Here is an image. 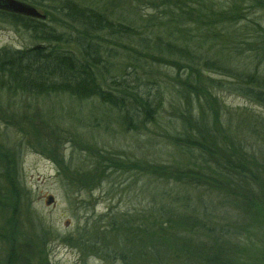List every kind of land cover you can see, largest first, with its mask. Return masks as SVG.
I'll return each mask as SVG.
<instances>
[{
	"label": "rangeland",
	"instance_id": "rangeland-1",
	"mask_svg": "<svg viewBox=\"0 0 264 264\" xmlns=\"http://www.w3.org/2000/svg\"><path fill=\"white\" fill-rule=\"evenodd\" d=\"M48 1L50 4H47ZM50 1L43 0L42 3L50 5L51 9L56 3ZM77 1L96 9L108 5V8L104 7L107 16L125 25H137V22L139 25L140 18L146 21L159 20L160 12L156 7L163 6L162 3L154 2L155 7H152L149 3L154 0ZM241 9L247 11L246 20L241 22L237 19L231 29L244 34V25L252 32L255 23H259L264 30L262 9L252 2L245 3ZM36 10L42 16L45 15L41 9ZM53 11L49 10L55 17L62 18ZM48 20L50 22V18ZM167 20V17L163 19L164 22ZM51 23L56 31L69 32L62 20H52ZM154 24L144 35L167 40L164 34L167 26L160 28L158 23ZM255 31L259 29L255 27ZM242 37L244 35L239 38ZM103 41L105 45L116 49V53L122 52V55L133 49L121 47L123 44H114L108 39ZM35 45L38 43L33 41L27 31L0 21V49H26ZM206 58L218 60L220 57L211 52ZM168 59L155 56L148 59L149 64L143 71H138L140 78L158 85L156 90L161 94L162 105L154 122L140 124L137 131L131 127L128 130L113 112L107 111L97 100L76 103L67 98L13 96L0 92V154L6 152L14 161L13 175L20 190V199L15 204L20 230L18 237L24 242L29 240L32 245L31 264H108L94 252L100 247L99 244L93 250L87 248L82 251L78 243L87 239L92 241L95 236L91 235L93 233L108 232L109 221L113 219L120 221L123 218L142 217L141 221L150 226L155 216L152 208L163 207L175 213L185 209L189 215L195 213L198 217L196 213L205 205L208 207L207 212L213 214V219L210 223H204L208 229L201 234L209 232L216 238L249 223L247 219H250V214L246 213L245 207L240 204L222 206L226 198L216 195L213 196L216 207L213 210L209 207V197L203 193L208 187L198 183L196 187L194 183L187 185L189 178L195 174V166L180 161L183 159L182 154H179L181 151L178 152L175 144L184 142L176 141L175 137L185 135L181 124H185L187 115L192 113V120L201 125L205 119L207 127L213 128L219 135L221 131L223 134L220 136L239 145L240 153L252 156L257 164L256 170H259L264 165V143L259 140L264 138L260 136L264 134V107L231 91V80L226 75L201 69L203 77L200 79L206 85L202 92L208 103L200 100L196 104L192 101L189 114L186 110L188 104L179 94V85L184 84L182 82L186 79L182 65ZM234 59L232 64L224 63L235 71L264 77L263 56L254 58L243 49ZM116 60H122V56ZM235 61H239V64ZM124 69V72L112 71L108 75L114 80L115 77L125 78V73L130 71L127 67ZM207 91L211 97L206 94ZM209 101L213 102L214 108ZM211 108L216 112L218 121ZM2 165L5 163L1 164L0 158V173L4 172ZM184 171L190 175H184L185 180L181 182L179 173ZM173 201L177 204H173ZM8 207H12L9 201L0 197V234L1 227L6 224ZM239 231L241 236L229 239L231 245L236 243L250 256L254 253L249 252L248 244L258 249L260 245L264 246L262 232L248 229ZM188 235L193 245L195 240L197 243H209L204 237L197 236L195 239V228ZM93 243L98 242L93 240ZM176 252L171 251L170 254L169 249L162 254V260L172 261ZM4 253L0 245V258ZM175 259L177 261L170 264H187L183 254L179 253ZM189 264L202 262L191 260Z\"/></svg>",
	"mask_w": 264,
	"mask_h": 264
},
{
	"label": "trees",
	"instance_id": "trees-1",
	"mask_svg": "<svg viewBox=\"0 0 264 264\" xmlns=\"http://www.w3.org/2000/svg\"><path fill=\"white\" fill-rule=\"evenodd\" d=\"M16 1L41 9L45 18L41 21L0 10L1 22L27 31L38 43L26 49H0V92L13 96L67 98L76 103L97 100L107 111L113 112L128 130L131 127L137 131L140 124L154 122L162 105L161 94L156 90L158 85L140 78L138 71L146 68L148 59L163 56L169 58L167 61L173 60L182 65L186 79L182 82L184 84L179 85V94L188 104L187 111L194 101L196 104L200 100L208 103L202 92L206 85L200 79L203 77L201 69L226 75L231 80V91L264 107V77L235 71L225 64H232L235 55L243 49L254 58L264 57V30L259 23L253 25L252 32L244 25V34L231 29L237 19L241 22L246 20L247 11H243L241 6L252 2L264 11V0H245L244 4L243 0H154L149 3L152 7H155L154 2L163 4L156 7L160 19L146 21L139 17V25L138 22L137 25H125L111 19L104 10L108 6L106 4L96 9L77 0H51L53 4L56 3L51 9L62 16L59 18L49 12V1L47 4H43V0ZM165 17L168 19L166 22L163 21ZM49 18L50 22H47ZM52 20H62L69 32L56 31L52 27ZM155 22L160 28L167 26L164 33L167 40L144 35L148 28L154 27ZM255 27L259 31H255ZM106 39L133 49L123 55L122 52L116 53V49L104 44L103 40ZM206 47L208 49L204 50ZM211 52L220 58H206ZM121 56L122 60H116ZM159 60L163 61L162 58ZM235 62L239 64V61ZM123 67L130 71L125 73V78H110L108 74L112 71L124 72ZM209 103L214 108L213 102ZM201 110L203 112L202 107ZM214 114L217 120L215 111ZM187 116L185 124H181L185 135L175 137L176 141L184 142L175 144L178 152L181 151L179 154H182L180 161L195 166V180L189 178L187 185L194 183L196 187L198 183L208 187L203 193L209 197V207L213 210L216 208L213 196L216 195L226 198L222 206L240 204L245 207L246 213L250 214V219H247L249 223L216 238L209 232L201 234L208 229L204 223H210L213 219V214L207 212L205 205L196 213L198 217L195 213L189 215L185 209L175 213L163 207L152 208L155 215L152 225L141 221L142 217L123 218L120 221L113 219L109 221L108 232L91 234L95 235L92 238L98 243L82 240L78 243L79 249L93 250L99 244L100 247L94 252L108 264H170L177 261L175 257L179 253L185 256L187 264L191 260H201L202 264H264L263 245L258 249L248 244L249 252L254 253L250 256L242 247L236 243L231 245L229 241L241 236L240 229L262 232L264 238V165L256 170L253 157L240 153L239 145L220 136L221 131L219 135L213 128L207 127L205 119L200 125L191 119L192 113ZM259 140L264 143V138ZM0 158L1 164L5 163L2 165L4 172L0 173V197L12 205L7 209L6 224L1 227L0 245L5 253L0 258V264H31L32 245L29 240L24 242L18 237L20 230L15 204L20 199V190L13 175L14 161L6 152H1ZM179 174L181 182L185 180L184 175H190L186 171ZM174 203L177 204L176 201ZM194 228L195 239L197 236L204 237L209 243H197L195 240L193 245L188 233ZM169 249L170 254L171 251L178 252L172 261L167 262L162 260V254Z\"/></svg>",
	"mask_w": 264,
	"mask_h": 264
},
{
	"label": "water",
	"instance_id": "water-1",
	"mask_svg": "<svg viewBox=\"0 0 264 264\" xmlns=\"http://www.w3.org/2000/svg\"><path fill=\"white\" fill-rule=\"evenodd\" d=\"M0 10L32 19L44 20L45 18L34 7L16 0H0Z\"/></svg>",
	"mask_w": 264,
	"mask_h": 264
}]
</instances>
